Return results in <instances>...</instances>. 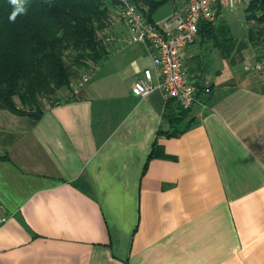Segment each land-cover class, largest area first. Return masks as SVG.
Returning <instances> with one entry per match:
<instances>
[{
	"label": "crops",
	"instance_id": "1",
	"mask_svg": "<svg viewBox=\"0 0 264 264\" xmlns=\"http://www.w3.org/2000/svg\"><path fill=\"white\" fill-rule=\"evenodd\" d=\"M110 33L76 99L36 122L0 109V264H264V77L213 80L197 40L184 65L210 93L186 132L157 135L167 100L131 92L151 56Z\"/></svg>",
	"mask_w": 264,
	"mask_h": 264
},
{
	"label": "trees",
	"instance_id": "2",
	"mask_svg": "<svg viewBox=\"0 0 264 264\" xmlns=\"http://www.w3.org/2000/svg\"><path fill=\"white\" fill-rule=\"evenodd\" d=\"M129 1L148 21L155 22L154 13L171 0ZM24 4L26 12L11 22L8 18L14 6L10 0H0V109L36 122L45 102L59 90H68L65 101L76 99L71 81L77 79L78 84L83 75L91 73L108 56V32L120 24L116 19L119 1L24 0ZM244 19L251 24L245 41L237 43L222 20L201 22L196 41L211 43L231 64H235L232 53L242 51L247 43L262 46L264 52V0H248ZM194 84L198 97L206 86ZM189 111L168 99L163 117L172 129L158 130L157 135L177 137L186 132L192 121L187 119ZM0 159L6 160L7 156Z\"/></svg>",
	"mask_w": 264,
	"mask_h": 264
},
{
	"label": "built area",
	"instance_id": "3",
	"mask_svg": "<svg viewBox=\"0 0 264 264\" xmlns=\"http://www.w3.org/2000/svg\"><path fill=\"white\" fill-rule=\"evenodd\" d=\"M118 1L116 19L127 27L128 43L144 45L154 67L143 70L131 87L132 94L146 96L159 90L165 100L172 99L182 109L190 110L197 103V86L184 65L185 52L195 43L201 22H215L218 7L235 10L243 0H182V10L173 11L160 22L148 21L129 0ZM90 75H83L77 88L87 83ZM203 92L209 94L210 88L206 86Z\"/></svg>",
	"mask_w": 264,
	"mask_h": 264
},
{
	"label": "rangeland",
	"instance_id": "4",
	"mask_svg": "<svg viewBox=\"0 0 264 264\" xmlns=\"http://www.w3.org/2000/svg\"><path fill=\"white\" fill-rule=\"evenodd\" d=\"M173 8L172 0L160 7L153 15L154 21H160L166 16H168ZM227 20V23L229 24L231 28V32L236 38V42L239 43L240 41H245L246 37V31L248 27L251 25L250 23L246 22L244 19V6L240 5L238 9L236 10H227L225 11V17ZM120 29H116L119 28ZM124 28H127L125 24L120 23L119 25H116L113 27V29L116 32H120V30H123ZM108 32V38L111 40L112 33ZM199 47V46H197ZM263 47L257 46L252 47L250 44L247 43V46L240 52H233L232 55L234 56V63L235 64H225V60L221 59L220 56H218V52L216 49L212 47L210 43H204L202 44V47L200 48L199 54V60L202 63L203 62V69L205 71V74H207L210 78H215L221 76L219 78H222L224 76H228L231 73L236 75L237 82H247L248 79L250 80H256L261 79L264 77V52H262ZM101 62V61H100ZM221 63L223 68H221ZM100 63H98L99 65ZM94 67V71L97 70V67ZM244 67H246L244 69ZM221 69L220 74H216V71ZM223 69V70H222ZM93 70L91 72H93ZM80 71V70H79ZM83 72V71H82ZM219 73V71H218ZM79 77V76H78ZM215 80V79H213ZM218 80V78L216 79ZM77 79H73L71 81L72 86L77 87L76 83ZM68 95V90L61 89L59 90L56 95L51 97L49 101L45 102V104L54 101L55 99H61V95Z\"/></svg>",
	"mask_w": 264,
	"mask_h": 264
},
{
	"label": "clouds",
	"instance_id": "5",
	"mask_svg": "<svg viewBox=\"0 0 264 264\" xmlns=\"http://www.w3.org/2000/svg\"><path fill=\"white\" fill-rule=\"evenodd\" d=\"M10 4L14 6V10L11 12L8 19L9 21L14 22L19 14L26 12V7L24 0H10Z\"/></svg>",
	"mask_w": 264,
	"mask_h": 264
}]
</instances>
